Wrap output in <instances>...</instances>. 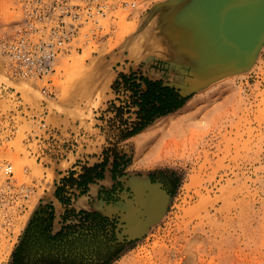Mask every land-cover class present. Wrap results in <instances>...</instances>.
Instances as JSON below:
<instances>
[{
    "label": "rangeland",
    "instance_id": "1",
    "mask_svg": "<svg viewBox=\"0 0 264 264\" xmlns=\"http://www.w3.org/2000/svg\"><path fill=\"white\" fill-rule=\"evenodd\" d=\"M146 1L139 3L146 8L137 19L130 11L119 14L111 36L60 55L46 79L15 76L0 56V264L12 263L33 218L48 217L43 201L58 179L66 178L55 170L65 164H56L63 154L86 143L106 142L101 154L109 146L114 113L107 109L112 100L120 104L113 86L120 73L134 71L188 89L193 64L171 51L169 39H161L170 49L165 56L158 42L149 51L143 48L153 35H165L161 17L167 10L160 6L166 0ZM22 17L17 0H0V33L13 31ZM44 88L50 98L45 99ZM183 106L179 113L199 115L202 122L179 120L157 159L140 162L135 139L161 117L117 145L129 160L117 174L127 180L153 173L170 199L142 236L126 237L99 264H264V45L250 69L195 91ZM41 117L55 134L39 126ZM7 163L13 169L9 176L3 173ZM131 194L124 192L127 198ZM77 213L65 214L66 224L59 227L80 223ZM40 223L33 224L34 232ZM86 226L80 228L98 231ZM122 227L118 215L120 241ZM100 243L92 237L67 246L96 251Z\"/></svg>",
    "mask_w": 264,
    "mask_h": 264
},
{
    "label": "water",
    "instance_id": "2",
    "mask_svg": "<svg viewBox=\"0 0 264 264\" xmlns=\"http://www.w3.org/2000/svg\"><path fill=\"white\" fill-rule=\"evenodd\" d=\"M239 3L240 14L250 20L243 33L237 32L245 20L236 13ZM160 6L171 12L168 22L181 28L178 54H189L196 61L191 62L193 77L188 89L175 87L183 96L190 97L215 81L247 71L264 45V0H166ZM141 190L138 193L132 188V197L124 196L130 206L118 214L123 222L120 238L142 236L167 208L170 194L161 183L148 181ZM153 192L159 194V203Z\"/></svg>",
    "mask_w": 264,
    "mask_h": 264
},
{
    "label": "trees",
    "instance_id": "3",
    "mask_svg": "<svg viewBox=\"0 0 264 264\" xmlns=\"http://www.w3.org/2000/svg\"><path fill=\"white\" fill-rule=\"evenodd\" d=\"M113 86L116 91V100L120 104L112 100L107 109V112L114 113V116L109 120L114 129L112 135L107 138L109 146L103 151V161L94 166L85 167L78 178L70 175L64 179L65 183L71 186L77 185L85 190L89 183L103 177V171L108 162H111L113 166V174L119 176L118 171H121L129 160H125V155H120L117 145L138 134L155 119L176 111L189 99V96L181 95L177 88L168 85L162 79H151L134 71L120 73ZM63 189L64 186H59L56 194L66 201ZM76 217L80 223L67 224L56 233H52L53 209L48 211L47 218H33L14 252L11 264H99V260L94 261L96 259L94 255L90 254L89 256L86 251L74 252L67 244L74 240L93 236L92 231L87 232L86 229L80 227L89 224L86 228L91 230L98 219L104 222L106 217L96 212L87 211H79ZM36 220H41V223L39 230L34 232L32 226ZM37 239L42 241L40 245L36 243ZM44 241L49 244L46 245ZM109 261L110 259L107 262Z\"/></svg>",
    "mask_w": 264,
    "mask_h": 264
},
{
    "label": "built area",
    "instance_id": "4",
    "mask_svg": "<svg viewBox=\"0 0 264 264\" xmlns=\"http://www.w3.org/2000/svg\"><path fill=\"white\" fill-rule=\"evenodd\" d=\"M143 0H17L22 21L10 32L0 33V56L15 76L46 79L55 70L60 55L88 47L112 35L119 14L131 12ZM47 81H50L48 79ZM44 88L43 95L50 98ZM37 118V117H36ZM39 126L54 133L43 117ZM71 148L65 152H76ZM3 173H13L12 165Z\"/></svg>",
    "mask_w": 264,
    "mask_h": 264
},
{
    "label": "crops",
    "instance_id": "5",
    "mask_svg": "<svg viewBox=\"0 0 264 264\" xmlns=\"http://www.w3.org/2000/svg\"><path fill=\"white\" fill-rule=\"evenodd\" d=\"M93 139L91 140L93 141ZM105 145L94 147L86 143L82 148L77 146L76 152L68 153L65 159L56 163L61 166L65 161L62 167H56L55 169L58 176L62 177L65 175L67 178L68 174L73 173L74 176L78 177L83 173L85 167L101 163L104 157L101 152ZM112 167L111 162H108L104 168L103 177L89 183L85 190L77 185L71 186L65 183L64 179L66 178L58 179L51 194L43 201L48 208L54 211L53 232H58L62 229L59 225L66 224L64 216L66 213H71V211L73 213L79 211L97 212L104 216L119 214L121 208L130 206L128 201L124 199V192L127 191V188L132 191V188L140 189L146 186L148 181L151 182L146 175H135L129 181L124 180L122 176L118 177L113 174ZM59 186H64L65 192L63 196L67 198L66 201L59 198L56 194V188Z\"/></svg>",
    "mask_w": 264,
    "mask_h": 264
},
{
    "label": "bare ground",
    "instance_id": "6",
    "mask_svg": "<svg viewBox=\"0 0 264 264\" xmlns=\"http://www.w3.org/2000/svg\"><path fill=\"white\" fill-rule=\"evenodd\" d=\"M146 2L149 3V0H147ZM179 7L180 6H176V9H178ZM240 7H241V4L239 3L236 6V13L240 14V12H239ZM145 8H146V5L145 6L144 5H137L130 12L129 17L133 20L137 19V17H139V15L145 10ZM162 12H163V14L161 17V21H162L161 25L163 27V32L165 33V35L161 36L162 38L159 37L158 35L157 36L153 35V38H151L152 42L145 41L144 46L143 45H141V46H143V48H146L148 50L150 48H153L156 45L155 43L158 42V44H161L162 47L166 50L165 52H162V54H161L162 56H165L168 52H170V49L164 47L161 39H164V40L169 39L170 44H172V46L174 47L171 49V51L174 54H177L179 57L185 58L188 61L196 63L195 59L193 57H191L189 54H185V53H180V55L178 54L176 43L181 41V38H180L182 36L181 28H179L177 26V23H176V26L173 27V22H168V17L171 16V12L169 10H166V11L162 10ZM240 16L244 17L245 20L240 26H238L239 30L237 32L243 33L246 31V27L249 25L248 23H250V20L248 18H246L245 16H243L242 14H240ZM134 22L135 21H133V24H134ZM136 25L137 24L135 23L133 26H136ZM245 25H246V27H245ZM131 29H132V27H131ZM127 30H128V28H127ZM127 30H125V31H127ZM125 31H124V34H125ZM127 34H128V31H127ZM174 40L176 42H174ZM168 44H169V42H168ZM175 46H176V48H175ZM186 105H187V107H189L190 103L187 102ZM182 107H184V106H182ZM182 107H180L179 109H177L176 111H174L172 113H169V114L159 118V120H157V122H155L153 125H151L147 129H145L144 131H142L141 133L136 135V139H135L136 146H137L136 147V153L139 156L140 162H143V161L149 162L150 160H154V159H157V157H159L166 138L171 133V131H173V129H175V126L179 120L186 118V120L191 121L192 123H195V124H199L202 122V117H200L199 115L195 116V117H191L190 116L191 113H187V112L179 113L180 109H183L181 111H184L186 109V108H182ZM133 182H134V180H133ZM141 189L142 188H140V189L137 188L136 191L139 193L140 191H142ZM153 197L158 198L156 203H159V201L161 200V198H159V194L156 192H153ZM155 209L156 208H154V209L152 208V212H155Z\"/></svg>",
    "mask_w": 264,
    "mask_h": 264
},
{
    "label": "flooded vegetation",
    "instance_id": "7",
    "mask_svg": "<svg viewBox=\"0 0 264 264\" xmlns=\"http://www.w3.org/2000/svg\"><path fill=\"white\" fill-rule=\"evenodd\" d=\"M152 174L153 173H149L146 176H148V178L151 180V182L155 183V182H157V180L154 178V176H152ZM131 178L132 177H129V179H127V181L131 180ZM162 182H165V181L162 180ZM165 186L168 188V186L166 184H165ZM128 190H129V188H127V191ZM114 198H116V197H114ZM105 217H106V221H104V222H101L100 219L97 220L96 227L98 228V231H96V233H94L93 236H89L86 238V239H92V237H93V239H97V241L101 242L100 246L98 245L99 246L98 248H100L99 250H96V251L86 250L87 254H92L95 256L96 259H94V261H98V259L100 257L102 258V257L109 255L112 252L111 248L117 247L119 245H123L124 243L127 242V240H125L126 237H124V240L120 241L119 238L117 237V233L115 232L116 224H117V220H118V214L113 215V216H105ZM100 227H102V230L100 229ZM109 228H111L114 231V234L112 236H110L107 233L110 230ZM81 240H84V239H81ZM69 242H71V241H69ZM94 242H95V240L93 241V243ZM83 251H85V250H83ZM79 252H81V251H79Z\"/></svg>",
    "mask_w": 264,
    "mask_h": 264
}]
</instances>
